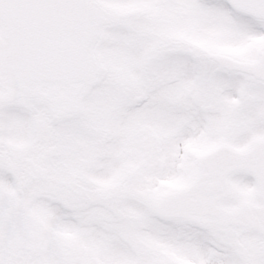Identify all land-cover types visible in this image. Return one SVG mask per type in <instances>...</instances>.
<instances>
[{"label":"snow or ice","instance_id":"snow-or-ice-1","mask_svg":"<svg viewBox=\"0 0 264 264\" xmlns=\"http://www.w3.org/2000/svg\"><path fill=\"white\" fill-rule=\"evenodd\" d=\"M0 264H264V0H0Z\"/></svg>","mask_w":264,"mask_h":264}]
</instances>
